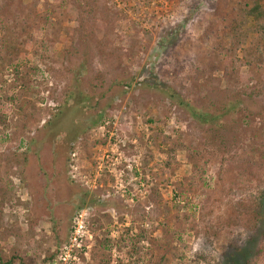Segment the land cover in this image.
Listing matches in <instances>:
<instances>
[{
    "label": "rangeland",
    "instance_id": "1",
    "mask_svg": "<svg viewBox=\"0 0 264 264\" xmlns=\"http://www.w3.org/2000/svg\"><path fill=\"white\" fill-rule=\"evenodd\" d=\"M247 1L0 0V264H264Z\"/></svg>",
    "mask_w": 264,
    "mask_h": 264
},
{
    "label": "trees",
    "instance_id": "2",
    "mask_svg": "<svg viewBox=\"0 0 264 264\" xmlns=\"http://www.w3.org/2000/svg\"><path fill=\"white\" fill-rule=\"evenodd\" d=\"M244 7L241 8V10H243V12H244V17L248 18L247 21H249V24H250L249 25V31L253 35L252 41L250 42V49L248 52L250 54H252L253 56H255V58L258 60V62L260 64H262V63L264 64V1H262V0H248L246 3H244ZM246 25H248V22L246 23ZM240 30H241V28H240ZM231 44L235 46V43H231ZM238 44H241V42H239ZM12 48H14V47L12 46ZM250 64H251V61H248L246 63H243L240 61L235 62V66H237V65L249 66ZM167 90H168V92L172 98L176 97L175 93L173 91H171V89H167ZM81 96H82L81 100H76L75 95L71 96L69 98V101H67L68 105H67L65 110H67V109L72 110V108L75 107L73 109H75V110L78 109V111L80 110L81 112H83V111L84 112H86V111L94 112L93 121L91 123L94 125L100 123V121L102 120V115L97 114V112H98V110L96 109L97 107H94V105L89 100L88 96H84L83 93L81 94ZM75 103H76V105H75ZM191 110L193 111V113L196 112V110L193 107H191ZM63 114H64V112H62V110H61V112L54 117V120L49 121L46 124V126H53L55 124V122L57 120H59ZM223 117L217 116V119H216L217 122H220ZM164 143L168 144L166 139H165ZM57 149H59V150H57ZM177 149L185 150L186 152H189V154H191L190 149H188L182 143L178 142L176 145H174V147L168 148V150H167L168 156H172V154L175 153L177 151ZM63 150L65 151V148H63L62 146H59V147L56 146L55 150H54L56 152L55 153L56 156L60 152H63ZM250 161L252 163H255L254 158H250ZM16 259H18V257L14 256L13 261H10L9 264H13ZM134 264H137V263H134Z\"/></svg>",
    "mask_w": 264,
    "mask_h": 264
},
{
    "label": "clouds",
    "instance_id": "3",
    "mask_svg": "<svg viewBox=\"0 0 264 264\" xmlns=\"http://www.w3.org/2000/svg\"><path fill=\"white\" fill-rule=\"evenodd\" d=\"M195 247H198V246H195Z\"/></svg>",
    "mask_w": 264,
    "mask_h": 264
}]
</instances>
